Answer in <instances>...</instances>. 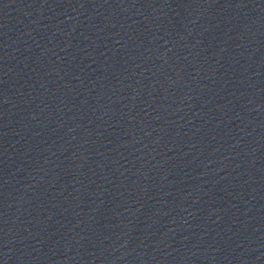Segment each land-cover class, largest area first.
<instances>
[{
  "label": "water",
  "instance_id": "1",
  "mask_svg": "<svg viewBox=\"0 0 264 264\" xmlns=\"http://www.w3.org/2000/svg\"><path fill=\"white\" fill-rule=\"evenodd\" d=\"M0 264H264V0H0Z\"/></svg>",
  "mask_w": 264,
  "mask_h": 264
}]
</instances>
